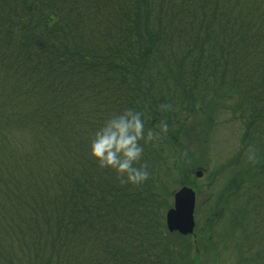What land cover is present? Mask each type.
<instances>
[{
	"label": "trees",
	"instance_id": "obj_1",
	"mask_svg": "<svg viewBox=\"0 0 264 264\" xmlns=\"http://www.w3.org/2000/svg\"><path fill=\"white\" fill-rule=\"evenodd\" d=\"M127 108L144 113L146 131L169 125L144 145L142 186L121 185L88 154L94 131ZM222 115L242 127L239 150L206 186L213 203L195 206L210 236L194 229L193 246L166 229V178L176 171L199 196L184 177L203 168L183 169L196 139L189 123L200 118L206 134ZM225 215L228 229L257 240L264 0H0V264H196ZM253 244L237 252L264 264V243Z\"/></svg>",
	"mask_w": 264,
	"mask_h": 264
},
{
	"label": "rangeland",
	"instance_id": "obj_2",
	"mask_svg": "<svg viewBox=\"0 0 264 264\" xmlns=\"http://www.w3.org/2000/svg\"><path fill=\"white\" fill-rule=\"evenodd\" d=\"M222 115L219 118H216L213 123L208 127L206 134H203L202 130H200V118H191V129L194 130L192 135L194 134L196 139L193 138V141L189 146H186L184 152L187 154L185 166L183 169L188 168L193 163L194 160L199 161L203 168H194L192 175L188 174L184 175L186 179H193L195 186L199 188V196L196 195L195 198V206L197 204L202 205V209L209 204H212L213 201H207L209 192L206 189L207 184L213 180L215 169L218 166H222L224 163L229 162L238 152L240 136L242 134V127L238 124L236 120H227L229 115ZM199 122V123H198ZM198 123V125H197ZM194 126V127H193ZM198 132V134H197ZM191 135V136H192ZM202 159V160H201ZM201 160V161H200ZM204 163V164H203ZM200 165V164H199ZM205 168V170H204ZM200 171L202 174L200 176H196L195 173ZM223 175V174H222ZM219 175V178L215 181V184H218L224 181L225 178ZM189 176V177H188ZM222 177V178H221ZM174 182L173 186L170 189V194L167 196L166 201L171 206L173 204V193L182 186L180 185L182 181H179L178 174L176 171L172 172L167 178L166 183L169 184ZM188 186V185H187ZM217 189H214L216 191ZM238 203H234V208L232 209L233 213H237L236 210L238 208ZM195 211V210H194ZM197 219L195 217L196 223L200 221L198 227H196V234L198 233V237L206 238L210 236L208 235V226L206 225L205 217L203 213L197 214ZM227 215H225L219 223H215L213 228V236L216 239L214 244H210L208 246H204L207 248L202 249L198 253V257L196 259V264H250L245 262V257L241 251H238L239 244L240 245H254L253 242H258V244L264 243V216L263 222L259 223L256 227V231H254L257 236V240L245 238L241 233V225H232L229 229L224 224L226 222ZM254 220L252 226H254ZM224 227V228H223ZM200 231H199V230ZM194 233V231H193ZM250 241H249V240ZM253 240V241H252ZM193 241V237L188 236L189 244ZM193 245V243H191ZM190 244V245H191ZM194 246V245H193ZM192 246L191 255L196 250ZM255 246V245H254ZM236 249V250H235ZM194 255V254H193ZM264 259V258H263ZM263 259L257 260V262H262ZM260 264V263H259Z\"/></svg>",
	"mask_w": 264,
	"mask_h": 264
},
{
	"label": "clouds",
	"instance_id": "obj_3",
	"mask_svg": "<svg viewBox=\"0 0 264 264\" xmlns=\"http://www.w3.org/2000/svg\"><path fill=\"white\" fill-rule=\"evenodd\" d=\"M170 107L168 104L160 106L161 110ZM168 130L167 121L161 120L158 131H146L144 113L127 108L105 119L94 131L88 144V154L101 169L114 171L121 185L142 186L151 175L147 163H141L144 145L158 141ZM258 157L257 147L246 149V163L255 164Z\"/></svg>",
	"mask_w": 264,
	"mask_h": 264
},
{
	"label": "water",
	"instance_id": "obj_4",
	"mask_svg": "<svg viewBox=\"0 0 264 264\" xmlns=\"http://www.w3.org/2000/svg\"><path fill=\"white\" fill-rule=\"evenodd\" d=\"M197 176L201 172L196 173ZM195 193L192 188L183 186L173 195V206L165 215V224L169 232H178L182 235L191 234L194 228L193 210Z\"/></svg>",
	"mask_w": 264,
	"mask_h": 264
}]
</instances>
